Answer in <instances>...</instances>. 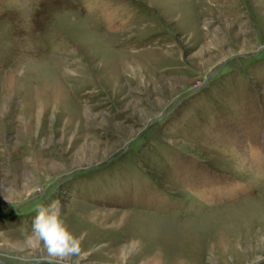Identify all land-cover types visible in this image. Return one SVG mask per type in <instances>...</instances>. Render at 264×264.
I'll list each match as a JSON object with an SVG mask.
<instances>
[{
    "label": "rangeland",
    "instance_id": "obj_1",
    "mask_svg": "<svg viewBox=\"0 0 264 264\" xmlns=\"http://www.w3.org/2000/svg\"><path fill=\"white\" fill-rule=\"evenodd\" d=\"M57 200L70 264H264V0H0V264Z\"/></svg>",
    "mask_w": 264,
    "mask_h": 264
},
{
    "label": "clouds",
    "instance_id": "obj_2",
    "mask_svg": "<svg viewBox=\"0 0 264 264\" xmlns=\"http://www.w3.org/2000/svg\"><path fill=\"white\" fill-rule=\"evenodd\" d=\"M82 237H77L61 216L60 202L53 201L48 207L37 209L32 221V233L28 236L30 243L36 242L47 252L48 256L58 259L61 264H70L72 257L84 259L81 254Z\"/></svg>",
    "mask_w": 264,
    "mask_h": 264
},
{
    "label": "bare ground",
    "instance_id": "obj_3",
    "mask_svg": "<svg viewBox=\"0 0 264 264\" xmlns=\"http://www.w3.org/2000/svg\"><path fill=\"white\" fill-rule=\"evenodd\" d=\"M181 218V217H180ZM179 219V218H178ZM160 220V219H159ZM182 220V219H181ZM155 221V220H154ZM154 221H151V222H153L154 223ZM168 221V220H167ZM178 221V220H177ZM225 221V220H224ZM164 222V221H163ZM221 221H219V223H220ZM170 223V222H169ZM179 224H180V222H179ZM153 225V224H152ZM156 225H157V223H156ZM177 226V225H176ZM157 227V226H156ZM179 227V226H178ZM171 228V227H170ZM169 229V228H168ZM183 229V228H182ZM175 230V229H174ZM171 233H172V231H171ZM219 234H221V233H219ZM166 235V234H165ZM220 236V235H219ZM259 236V235H258ZM221 237V236H220ZM223 237H224V235H223ZM260 237V236H259ZM221 239H223V238H221ZM232 239V238H231ZM179 241V240H178ZM176 242H177V240H176ZM216 242H217V240H216ZM215 242V243H216ZM224 242V241H223ZM173 245V244H172ZM176 245V244H175ZM209 245V244H208ZM216 245V244H215ZM209 247V246H208ZM212 247H214V246H212ZM211 248V247H210ZM147 250V249H146ZM145 250V251H146ZM221 251V250H220ZM235 251V250H234ZM147 252V251H146ZM220 254V253H219ZM223 255V254H222ZM241 255V254H240ZM210 258V257H209ZM215 258V257H214ZM228 262V261H227ZM217 264V263H216Z\"/></svg>",
    "mask_w": 264,
    "mask_h": 264
}]
</instances>
